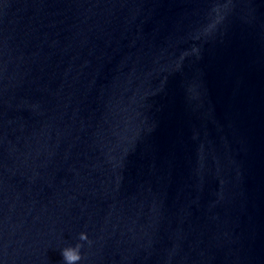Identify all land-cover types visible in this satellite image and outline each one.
Returning a JSON list of instances; mask_svg holds the SVG:
<instances>
[{
	"label": "water",
	"instance_id": "water-1",
	"mask_svg": "<svg viewBox=\"0 0 264 264\" xmlns=\"http://www.w3.org/2000/svg\"><path fill=\"white\" fill-rule=\"evenodd\" d=\"M0 264H264V0H0Z\"/></svg>",
	"mask_w": 264,
	"mask_h": 264
}]
</instances>
